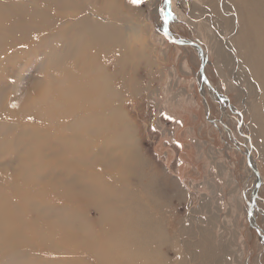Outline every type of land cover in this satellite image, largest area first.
Returning <instances> with one entry per match:
<instances>
[{"label":"rangeland","instance_id":"374dc122","mask_svg":"<svg viewBox=\"0 0 264 264\" xmlns=\"http://www.w3.org/2000/svg\"><path fill=\"white\" fill-rule=\"evenodd\" d=\"M41 3L0 0V30L33 34L0 53V264H264V80L237 45L244 0L25 13ZM55 34L64 67L84 43L97 59L89 100L33 40Z\"/></svg>","mask_w":264,"mask_h":264},{"label":"bare ground","instance_id":"6f19581e","mask_svg":"<svg viewBox=\"0 0 264 264\" xmlns=\"http://www.w3.org/2000/svg\"><path fill=\"white\" fill-rule=\"evenodd\" d=\"M41 3L38 7L35 8V11H31L30 9H27L25 13L32 14L33 16H37L39 21L44 20L46 16V11L49 9V5L55 6L54 16L64 19L65 18V12L62 11V4L64 0H37ZM52 2V3H51ZM244 4H242L243 12H242V18L244 22V26L241 28V31L239 32V38L237 40V45L240 46L242 50V55H244L245 59L243 62L245 63L249 73H252L254 76H257L258 79L264 80V9L262 12H258L255 8L256 0H244ZM60 5V9H57V6ZM53 11V9H52ZM51 11V13H52ZM36 13V14H35ZM59 20V21H61ZM46 24H39V27L37 31L41 30L42 33H40L41 38L47 36L49 33H44ZM24 27L29 28V24L25 23ZM22 31V28H18L16 30V33H19ZM9 31L7 30H0V53L2 55L8 56V54L11 52L10 43L20 46L24 44H30L32 35L25 34L23 36L18 35H10L7 36ZM32 32V31H31ZM30 32V33H31ZM104 33H108L107 35H111L110 31L107 30ZM35 36V35H34ZM58 35L55 34L53 41L48 37L47 39H40L39 37H34L33 40L37 42H43L45 46L52 49L55 53L52 57L51 63L55 67V72L53 73L56 80L63 81L65 79H68L65 76H69L73 73L75 74V77L72 78L73 84L68 86L69 92V98L71 100H76L81 103V100L86 99L89 100L90 97L87 94H84L82 92H85V87L82 85L85 74H87L88 80L93 81L94 80V68L97 67L96 64H98L97 59L93 55L88 54V46L87 44H83L81 48H79L74 55L71 56L72 60H69L68 68L64 67L63 61H60L58 59V55L60 54V51L63 49L65 50L67 47V44H64L62 48L59 46V40ZM45 42V43H44ZM129 50L125 51V59H129L133 56V54L129 53L131 46L129 42L126 43V45ZM244 51V54H243ZM246 52V54H245ZM54 58V59H53ZM58 60H57V59ZM71 66H73V70H71ZM61 68V70H60ZM92 68V69H91ZM92 71V72H91ZM73 75V74H72ZM70 78V77H69ZM252 79V78H251ZM108 80L107 73H102V80L101 85L99 88V93L102 94L103 91V85L104 81ZM49 81V80H47ZM254 81V80H253ZM258 86V85H257ZM79 96V97H78ZM111 94L109 95L107 92L104 94V97L99 95L97 98L99 100H107L106 104L107 107L109 106V103H111L110 99ZM80 100H79V99ZM262 101H264V94L262 95ZM80 105V104H79ZM78 105V106H79ZM83 108V104L78 107V109ZM12 110L8 107H3L1 109V112L9 113ZM13 113V112H12Z\"/></svg>","mask_w":264,"mask_h":264},{"label":"snow or ice","instance_id":"6c2138e0","mask_svg":"<svg viewBox=\"0 0 264 264\" xmlns=\"http://www.w3.org/2000/svg\"><path fill=\"white\" fill-rule=\"evenodd\" d=\"M142 2V0H132V3H135V4H140Z\"/></svg>","mask_w":264,"mask_h":264}]
</instances>
